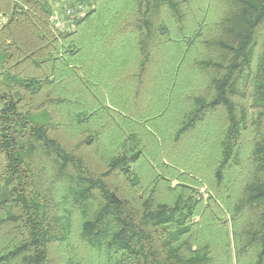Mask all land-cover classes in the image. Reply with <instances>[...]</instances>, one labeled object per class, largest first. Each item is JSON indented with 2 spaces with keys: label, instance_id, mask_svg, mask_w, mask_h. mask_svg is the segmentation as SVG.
Wrapping results in <instances>:
<instances>
[{
  "label": "trees",
  "instance_id": "1",
  "mask_svg": "<svg viewBox=\"0 0 264 264\" xmlns=\"http://www.w3.org/2000/svg\"><path fill=\"white\" fill-rule=\"evenodd\" d=\"M89 4L0 0V264H264V0Z\"/></svg>",
  "mask_w": 264,
  "mask_h": 264
},
{
  "label": "built area",
  "instance_id": "2",
  "mask_svg": "<svg viewBox=\"0 0 264 264\" xmlns=\"http://www.w3.org/2000/svg\"><path fill=\"white\" fill-rule=\"evenodd\" d=\"M16 1V0H13ZM49 10L48 23L59 32H71L90 8V0H39Z\"/></svg>",
  "mask_w": 264,
  "mask_h": 264
},
{
  "label": "rangeland",
  "instance_id": "3",
  "mask_svg": "<svg viewBox=\"0 0 264 264\" xmlns=\"http://www.w3.org/2000/svg\"><path fill=\"white\" fill-rule=\"evenodd\" d=\"M3 21H4L3 18L0 17V22L3 23ZM261 50H262V44L259 42L258 45H257V47H256V49H255V52H254L253 64H252L253 69L255 68L256 60H257L258 55L260 54ZM170 163L178 164L180 166L179 173H181V174L182 173H188V171H191L190 169H192V163L191 162L185 163V162L181 161L179 159V157H176L174 160H171ZM172 172L176 174V171L172 170ZM169 177H172V175H170ZM200 191L202 192L203 197L205 198L206 197V195H205V188L202 187L200 189Z\"/></svg>",
  "mask_w": 264,
  "mask_h": 264
}]
</instances>
